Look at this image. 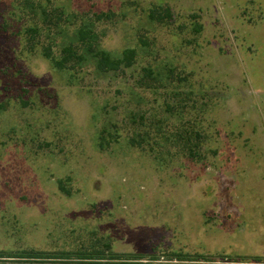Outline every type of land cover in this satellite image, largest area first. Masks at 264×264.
<instances>
[{
  "label": "rangeland",
  "instance_id": "1",
  "mask_svg": "<svg viewBox=\"0 0 264 264\" xmlns=\"http://www.w3.org/2000/svg\"><path fill=\"white\" fill-rule=\"evenodd\" d=\"M106 246L264 264V0H0V251Z\"/></svg>",
  "mask_w": 264,
  "mask_h": 264
},
{
  "label": "trees",
  "instance_id": "2",
  "mask_svg": "<svg viewBox=\"0 0 264 264\" xmlns=\"http://www.w3.org/2000/svg\"><path fill=\"white\" fill-rule=\"evenodd\" d=\"M167 15L169 10H166ZM103 17L99 15L98 18ZM135 59V50L127 49L118 58L103 51L98 45V35L92 24L85 23L77 32L75 41L62 50V57L54 62L59 69L72 68L92 61L102 72H114L121 67H131ZM178 261H195L198 256L177 254ZM159 260L158 256L146 254L115 253L110 246L105 249H81L76 252L19 251L1 252L0 264H146Z\"/></svg>",
  "mask_w": 264,
  "mask_h": 264
}]
</instances>
